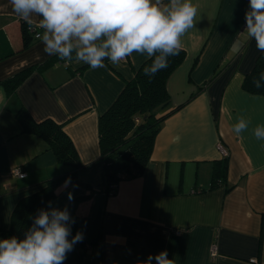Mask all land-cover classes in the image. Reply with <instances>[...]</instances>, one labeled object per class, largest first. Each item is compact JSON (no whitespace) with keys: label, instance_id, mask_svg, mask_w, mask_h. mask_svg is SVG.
<instances>
[{"label":"crops","instance_id":"0c3cea01","mask_svg":"<svg viewBox=\"0 0 264 264\" xmlns=\"http://www.w3.org/2000/svg\"><path fill=\"white\" fill-rule=\"evenodd\" d=\"M192 3L198 15L182 37L186 56L166 82L170 108L182 107L162 123L143 174L119 182L112 193L105 192L98 116L144 56L133 53L119 67L105 60L96 70L57 58L14 93L0 85V229L9 228L20 198L70 170L41 138L21 132L15 114L24 109L35 121L61 124L79 156L80 185L63 182L51 206L80 198L75 212L88 219L81 264H137L162 250L175 264H264V141L251 134L264 123V95L242 88L260 53L246 32L248 0ZM21 21L9 0H0V56L15 52L0 60V82L52 57L39 38L18 52ZM240 113L253 123L238 137L232 124ZM219 146L227 153L228 191L210 188ZM13 168L25 177L13 176ZM78 251L76 243L71 252Z\"/></svg>","mask_w":264,"mask_h":264},{"label":"clouds","instance_id":"9594fccd","mask_svg":"<svg viewBox=\"0 0 264 264\" xmlns=\"http://www.w3.org/2000/svg\"><path fill=\"white\" fill-rule=\"evenodd\" d=\"M12 11L31 30L42 29L43 51L66 63L86 64L92 70L114 67L133 53L151 60L144 74L154 77L168 67L169 57L179 55L182 37L194 28L198 8L192 0H9ZM246 32L264 52V0H248ZM264 87V71L252 79ZM253 121L243 113L235 116L232 131L242 136ZM257 141H264V123L251 128ZM71 182L67 178L65 184ZM72 199L69 193V200ZM39 209L23 238L0 239V264H63L83 233L72 235L75 220L67 207ZM71 236V239L69 237ZM175 264L167 250L149 254L137 264Z\"/></svg>","mask_w":264,"mask_h":264},{"label":"trees","instance_id":"16d2710c","mask_svg":"<svg viewBox=\"0 0 264 264\" xmlns=\"http://www.w3.org/2000/svg\"><path fill=\"white\" fill-rule=\"evenodd\" d=\"M40 29L34 26L31 30L24 22H20L21 48L24 51L39 38ZM10 50L6 55H1L0 60L13 55ZM182 49L179 55L169 57L168 67L159 71L154 77L144 74V67L151 64L145 60L138 69L134 70L133 78L124 82V87L106 111L98 116V144L100 159L103 162L106 187L105 192L112 193L116 184L124 180H131L141 176L149 162L153 150L155 137L162 123L182 105L170 108V99L166 89L168 77L181 65L185 59ZM58 56H52L46 61L31 65L0 82L8 94L14 93L17 87L34 70H42L50 65ZM260 71H264V52H260L249 73L244 76L242 88L250 94L264 95V87L257 89L252 79ZM210 79L206 84H209ZM17 123L22 133L32 134L41 138L48 150L52 151L59 163L69 165L70 170L46 180L40 189L24 196L14 206L8 229H0V238L16 236L23 238L24 233L33 223V217L39 209H47L49 203L56 197V189L71 178L69 185H80L77 175L81 162L77 151L63 130L61 124L52 119L35 121L24 109L15 114ZM227 157L215 162L211 177V186L224 185L225 191L230 190L226 184ZM80 198L73 199L65 207L68 208L75 223L71 225L72 235L78 231L83 233V240L78 242L80 251L69 252L63 264H81L86 246L87 217L78 216L75 212ZM71 237V236H70Z\"/></svg>","mask_w":264,"mask_h":264},{"label":"built area","instance_id":"2783aa9c","mask_svg":"<svg viewBox=\"0 0 264 264\" xmlns=\"http://www.w3.org/2000/svg\"><path fill=\"white\" fill-rule=\"evenodd\" d=\"M218 148H219V152L221 154V157L222 158L227 157L226 151L221 146H219ZM11 174L13 176H15V177H18V178L25 177V173L22 172L19 168H13V169H11ZM210 253H211V256H214V254H215L214 248H211V252Z\"/></svg>","mask_w":264,"mask_h":264}]
</instances>
